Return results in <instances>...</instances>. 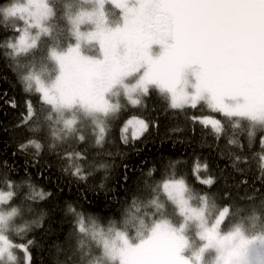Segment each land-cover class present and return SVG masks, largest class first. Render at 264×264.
<instances>
[{"label": "snow or ice", "instance_id": "6c2138e0", "mask_svg": "<svg viewBox=\"0 0 264 264\" xmlns=\"http://www.w3.org/2000/svg\"><path fill=\"white\" fill-rule=\"evenodd\" d=\"M0 28L6 33L0 45L4 58L18 71L25 92H34L40 103L37 108L27 100L24 121L35 124L50 147L70 140L86 143L85 122L92 126L93 146H102L109 118L123 107L114 98L123 96L136 107L154 87L171 109L203 103L233 121L234 128L247 121L250 146L259 132L264 169V0H81L62 9L57 0H9L0 6ZM37 56L43 65L39 73ZM199 119L217 133L225 130L218 119ZM130 127L134 141L149 123L137 116L127 119L120 130L125 145ZM30 146L39 156L41 143L35 139L20 151ZM57 156L66 161V174L77 180L90 175L82 163L85 152L65 149ZM124 168L127 184L128 165ZM0 182L5 185L0 188V264H32L34 242L17 244L12 237L41 226L39 218L25 217L33 212L31 202L51 193L31 185L25 190L7 172ZM202 183L211 186L214 180ZM162 190L179 219L156 199L149 202L154 213L137 215L140 205L134 199L124 219L135 222L134 235L114 226L105 231L94 217L68 205L75 238L90 237L99 250L95 260L86 259L91 252L85 251L78 261L69 256L68 264H264V211L248 217L251 228L240 222L225 229L228 206L213 214L215 204L207 195L194 197L183 179H165ZM18 195L23 196L19 203Z\"/></svg>", "mask_w": 264, "mask_h": 264}, {"label": "trees", "instance_id": "16d2710c", "mask_svg": "<svg viewBox=\"0 0 264 264\" xmlns=\"http://www.w3.org/2000/svg\"><path fill=\"white\" fill-rule=\"evenodd\" d=\"M8 2L0 0V6ZM80 2L57 0L61 9L64 4L77 5ZM107 7L118 13L111 5ZM61 23L67 29V24ZM5 35L0 28V45L4 43ZM67 36L65 31L62 40L66 42ZM42 66L37 56L35 71L39 73ZM24 89L18 71L4 58L0 48V175L7 172L13 183L23 182L25 190L31 185L36 192L51 193L46 199L38 198L31 202L33 212L25 217L28 221L39 218L41 226L30 227L26 233L12 237L17 244L29 240L34 242L30 248L32 264H68L69 256L78 261L85 251L91 252L86 259L97 258L99 250L90 237L75 238V221L68 213V205L82 211L85 216L94 217L105 231L114 226L130 235L135 234V222L125 224L124 219L125 210L134 199L140 205L137 215L154 213L155 206L149 202L156 199L165 205L167 214L178 220L179 217L173 215L174 206L162 190L165 179H183L194 197L207 195L210 203L215 204L210 208L213 214L228 206L230 213L222 225L225 229L240 222L251 228L248 217L253 212L264 211V169L260 167L259 132L250 146L247 121H240V127L234 128L233 121L212 112L203 103L196 109H171L167 98L151 88L150 94L141 98L139 106L133 107L123 101L121 112L115 118H109L110 132L102 146H93L92 126L85 122L86 143L70 140L50 147L52 142L39 131H34L35 124L24 121L29 98L37 108L40 107L37 95L26 93ZM132 116L145 119L149 129L137 140L128 137L129 143L125 145L121 141L120 130ZM199 116L220 120L225 130L220 133L213 131L196 120ZM30 139L41 143L39 156L34 146L20 151V146ZM65 149L85 152L87 161L82 163L90 172L86 180H77L65 173L67 163L57 156ZM125 164L129 169L127 184L122 179ZM208 178L214 180L211 186L202 183ZM4 187L0 182V188ZM22 198L18 195L14 199L19 203ZM85 227L90 225L86 223ZM77 248L81 252H75Z\"/></svg>", "mask_w": 264, "mask_h": 264}, {"label": "rangeland", "instance_id": "374dc122", "mask_svg": "<svg viewBox=\"0 0 264 264\" xmlns=\"http://www.w3.org/2000/svg\"><path fill=\"white\" fill-rule=\"evenodd\" d=\"M155 51H158V49H155ZM154 88V87H153ZM114 99H119V102L122 104L123 103V101H125L126 99L123 97V96H121V97H119V98H114ZM127 101V100H126ZM206 106V105H205ZM187 107V106H186ZM207 107V106H206ZM202 117H206V116H199L196 120L197 121H199L200 122V119L199 118H202ZM207 117H210V116H207ZM212 118V117H211ZM201 123V122H200ZM203 125H205V124H203ZM205 126H208V127H210L213 131H215L213 128H212V126L209 124V125H205ZM132 128L130 127L129 129H128V131H127V133H126V135H127V137H131L132 136ZM216 132V131H215Z\"/></svg>", "mask_w": 264, "mask_h": 264}]
</instances>
